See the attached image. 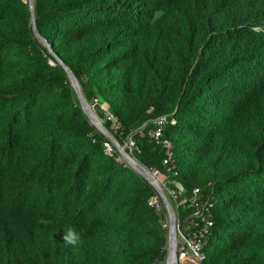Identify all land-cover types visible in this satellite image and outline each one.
Returning a JSON list of instances; mask_svg holds the SVG:
<instances>
[{"label": "trees", "instance_id": "trees-1", "mask_svg": "<svg viewBox=\"0 0 264 264\" xmlns=\"http://www.w3.org/2000/svg\"><path fill=\"white\" fill-rule=\"evenodd\" d=\"M34 9L104 125L182 190H167L181 228L194 212L184 197L198 188L212 203L201 264H264V0H34ZM31 17L28 0H0V264L166 261L158 191L91 123ZM162 115L168 164L152 135ZM68 227L81 235L76 247L61 239Z\"/></svg>", "mask_w": 264, "mask_h": 264}, {"label": "built area", "instance_id": "built-area-1", "mask_svg": "<svg viewBox=\"0 0 264 264\" xmlns=\"http://www.w3.org/2000/svg\"><path fill=\"white\" fill-rule=\"evenodd\" d=\"M103 108L107 110L105 105ZM109 118H114L112 114L109 113ZM169 122L167 115H162L156 119L157 127L152 131L153 137L158 141L164 144L167 148V158L164 160L165 164H168L172 158L171 151V142L168 139H164V126ZM175 122V120H172ZM107 152L112 153L113 147L110 143H106ZM131 145H134L131 142ZM159 179L161 185L164 189L167 188L166 182L161 181L160 171L158 169L151 170ZM181 190V189H180ZM182 191V190H181ZM170 188L169 192L175 197L178 198L179 194L182 192ZM161 198V197H160ZM182 203L189 202L190 206L194 207V212L192 218L189 221V225L182 229L180 226V221H178V262L176 264H183L184 261H194L196 264H201L205 259L206 253L204 251L205 241L207 236L211 232V228L214 225V218L211 211L212 203L208 200L200 199L199 189L194 190L193 196L190 198L184 197L181 201ZM150 205L156 207L157 209H162L163 205L159 197H152L150 199ZM178 219V216H177ZM169 230L170 228V219L164 222L163 225Z\"/></svg>", "mask_w": 264, "mask_h": 264}, {"label": "water", "instance_id": "water-1", "mask_svg": "<svg viewBox=\"0 0 264 264\" xmlns=\"http://www.w3.org/2000/svg\"><path fill=\"white\" fill-rule=\"evenodd\" d=\"M29 6L32 12V28L35 36L39 39V41L45 45L48 50L55 56L57 61L61 64V66L66 70L67 75L71 81L72 86L74 87L75 91L77 92V95L79 97V100L81 102V105L89 117L91 123L95 125L101 132H103L105 135H107L115 147L117 148L120 155L143 177H145L158 191L169 216L170 219V228H169V234H168V242H167V259L166 264H176L178 262V219H177V213L175 211V208L166 193L165 189L161 185L158 177L147 167L142 165L135 157L129 153L125 146L121 145L119 141L115 138V136L110 132V130L104 125L103 120L98 116L94 108L91 106V104L87 101L86 97L84 96L83 90L81 88V85L79 83L78 78L76 77L75 73L71 69V67L66 64L61 57L54 51L53 47L49 43L46 37H44L38 30L36 17H35V9H34V0H28ZM172 261V263H171Z\"/></svg>", "mask_w": 264, "mask_h": 264}, {"label": "clouds", "instance_id": "clouds-1", "mask_svg": "<svg viewBox=\"0 0 264 264\" xmlns=\"http://www.w3.org/2000/svg\"><path fill=\"white\" fill-rule=\"evenodd\" d=\"M62 241L69 246L76 247L81 243L80 233L73 227L64 229L61 235Z\"/></svg>", "mask_w": 264, "mask_h": 264}, {"label": "rangeland", "instance_id": "rangeland-1", "mask_svg": "<svg viewBox=\"0 0 264 264\" xmlns=\"http://www.w3.org/2000/svg\"><path fill=\"white\" fill-rule=\"evenodd\" d=\"M105 107L107 108V105H105ZM160 179L161 181L165 182V175L161 174L160 175ZM167 190H170V186H168V188L165 189L166 193H167ZM160 264H166V261H163L162 263ZM181 264V262H180ZM183 264H196L194 261H184Z\"/></svg>", "mask_w": 264, "mask_h": 264}, {"label": "bare ground", "instance_id": "bare-ground-1", "mask_svg": "<svg viewBox=\"0 0 264 264\" xmlns=\"http://www.w3.org/2000/svg\"><path fill=\"white\" fill-rule=\"evenodd\" d=\"M171 263H172V261H171Z\"/></svg>", "mask_w": 264, "mask_h": 264}]
</instances>
